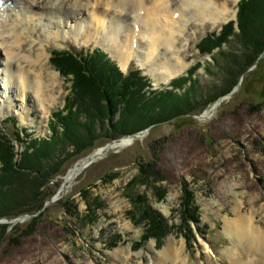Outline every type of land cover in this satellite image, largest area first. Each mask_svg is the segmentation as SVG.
Here are the masks:
<instances>
[{"label": "rangeland", "instance_id": "obj_1", "mask_svg": "<svg viewBox=\"0 0 264 264\" xmlns=\"http://www.w3.org/2000/svg\"><path fill=\"white\" fill-rule=\"evenodd\" d=\"M217 1H227L235 10L236 17L216 26L211 22L201 24L198 21L188 25L177 43L188 66L184 72L168 82H158L136 60L124 69L125 72L142 71V75L151 82V90L175 89L183 93L193 86L187 94L196 103V111L180 110L181 115L176 118L152 124L134 134L110 142L101 139L83 151L85 153L67 162L63 173L42 189L46 194L55 192L53 196L60 191L61 198L69 196L77 208L65 211V207L57 202L51 203L43 209L44 214L36 223L30 225L34 227L32 232L20 236L17 241L8 240L17 230L11 231L15 224H10L8 236L0 245V264H152V246L154 251H163L171 240L176 247L184 246L183 255L188 264H233L231 257L223 253L232 245L231 237L224 230V217H233L234 208L239 203L243 214L248 211L255 216L256 223H264V100L256 105L254 94L263 85L264 71L251 77L252 85L248 92H239L236 87L226 93L233 80L227 78L226 61L220 53L239 49V42L231 36L223 47L210 54L201 53L198 45L206 34L220 32L223 25L237 21L241 0L236 5L232 0ZM235 27L238 33L236 23ZM27 34L25 32L19 42L23 54L48 52L45 74L50 70L57 74L59 81L55 90L58 92L56 103L51 105L49 112L46 108L44 114L37 112L32 123L23 120L19 108L14 107L6 114L0 107V128L13 138L19 154L26 144L15 141L17 126L26 129L32 138L50 137L56 121L54 114L65 108L72 93L73 77L63 76L56 69L51 61L54 50L86 53L101 48L120 66L118 57L101 42L89 40L87 32L78 38L73 35L47 38L43 28L38 26L31 31L34 43ZM190 70L193 71L191 75ZM177 80H185L186 83L181 87L183 83L176 84ZM235 80L242 81V78L238 76ZM220 99L222 102L214 112L202 117ZM203 105L206 107L200 108ZM198 109H202L201 113L193 116V113L200 112ZM10 117L16 118L17 124L13 120L8 121ZM115 118L117 116L113 120ZM125 138H130L131 144L112 147L107 155L90 164L74 179L69 176L71 179L66 180L68 171L84 163L93 152L109 143H120ZM60 149L57 152L76 150L74 145ZM19 158L17 156L15 161ZM146 162H152L154 169H159L165 179L127 190V184L139 174L138 166ZM160 186L165 191L162 198L156 189ZM186 187L191 193L193 207H188L189 211L182 203ZM84 188L88 192L87 197L81 195ZM127 192L134 197L145 193L148 201L137 207ZM97 197L100 207L94 204ZM48 198L49 201L51 198ZM87 198L92 202L90 209ZM147 206L163 222L156 230L165 233L145 239L150 233L151 223L141 211ZM31 217L17 223L21 227L19 233L27 227Z\"/></svg>", "mask_w": 264, "mask_h": 264}, {"label": "trees", "instance_id": "obj_2", "mask_svg": "<svg viewBox=\"0 0 264 264\" xmlns=\"http://www.w3.org/2000/svg\"><path fill=\"white\" fill-rule=\"evenodd\" d=\"M238 7L236 22L227 23L220 32L206 34L198 45L201 53L210 54L223 47L231 36L236 37L239 42V49L220 53L226 61L227 78L233 80L227 94L236 87L239 92H248L252 85L251 77L264 71V0H241ZM235 23L239 28L238 33L235 32ZM51 61L63 76L73 77L72 96H68L65 108L54 114L56 121L51 128L52 135L32 138L26 129H19L17 126L14 139L26 145L16 162L18 151L13 138L6 134L5 129L0 128V219L11 220L25 214L32 215L22 234L18 232L21 228L18 224L11 228V231L17 230L8 237L9 241H17L20 236L32 232L34 227L31 228L30 225L35 224L44 214L42 209L45 202L55 193L46 194L42 188L61 175L67 162L85 153L83 151L91 144L101 139L110 142L152 124L176 118L181 115L180 110L196 111V103L187 94L193 86L183 93L175 89L151 90L149 78L142 75L140 70H130L125 74L115 61L99 49L86 54L54 50ZM191 74L192 70L189 72ZM238 76H241L242 81L235 80ZM178 80L175 83L181 82L183 84L180 86L183 87L185 80ZM254 94L257 98L256 105H260L264 100V82ZM198 110L200 112L193 113V116L201 113L202 109ZM114 116L117 118L113 120ZM13 121L16 124L15 118ZM65 145H74L75 152H57ZM138 167L139 174L127 184V190L165 179L159 169H154L152 162ZM160 187L156 189L158 196L162 198L165 191ZM81 195L88 196L85 188L81 190ZM127 195L137 207L143 201H148L145 193L136 197L128 192ZM86 201L90 209L92 202L88 198ZM94 202L98 207L101 206L99 197ZM57 203L65 207V211H70L71 207L77 208L69 196L60 198ZM182 203L187 211L188 207H192L191 193L187 187ZM141 214L151 223L150 233L145 239L165 233L156 230L163 222L149 206ZM9 226L11 225L0 224V245L8 236Z\"/></svg>", "mask_w": 264, "mask_h": 264}, {"label": "bare ground", "instance_id": "obj_3", "mask_svg": "<svg viewBox=\"0 0 264 264\" xmlns=\"http://www.w3.org/2000/svg\"><path fill=\"white\" fill-rule=\"evenodd\" d=\"M235 17L227 1L217 0H0V107L6 114L19 108L23 120L32 123L37 112H49L56 103L59 79L44 71L49 53L23 54L19 43L25 32L33 38L31 31L38 26L47 38H78L87 32L89 40L118 57L123 69L136 60L156 81L168 82L188 67L177 43L191 22L216 26ZM129 144L131 139L125 138L115 145ZM241 205L237 203L233 217H224L232 245L223 253L233 264H264V223H256L248 211L243 214ZM153 249L152 264H188L184 246L176 247L174 240L163 251Z\"/></svg>", "mask_w": 264, "mask_h": 264}, {"label": "water", "instance_id": "obj_4", "mask_svg": "<svg viewBox=\"0 0 264 264\" xmlns=\"http://www.w3.org/2000/svg\"><path fill=\"white\" fill-rule=\"evenodd\" d=\"M222 102V99H220L218 101V103L213 107L211 108L204 116L202 117H208L209 115H211L214 110L221 104ZM142 134V132L140 133ZM117 142H113V143H109L107 144L105 147H102V148H99L97 151L93 152L89 158L81 165V166H76L75 168L73 169H70L68 171V173L70 174L71 172H73V174L71 175L72 179L75 178V176H77V174H79L80 172H82L86 167H88L90 164H92L93 162H95L96 160L102 158L103 156L107 155L108 154V151L116 146ZM18 157H19V154H18ZM69 186V185H68ZM60 191L55 195L53 196V198L51 199V201L49 202H46L45 205H44V208L45 209L46 207H48L51 203H55L57 200H59L61 198L60 196ZM31 215L29 214H25V215H22V216H19L17 218H14V219H11V220H8V219H0V223H5V224H17L19 222H24L26 220H28L30 218Z\"/></svg>", "mask_w": 264, "mask_h": 264}]
</instances>
